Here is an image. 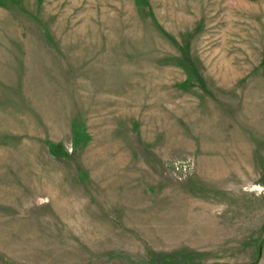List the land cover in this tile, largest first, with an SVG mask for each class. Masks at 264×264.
Masks as SVG:
<instances>
[{
    "label": "rangeland",
    "instance_id": "374dc122",
    "mask_svg": "<svg viewBox=\"0 0 264 264\" xmlns=\"http://www.w3.org/2000/svg\"><path fill=\"white\" fill-rule=\"evenodd\" d=\"M0 264H264V0H0Z\"/></svg>",
    "mask_w": 264,
    "mask_h": 264
}]
</instances>
